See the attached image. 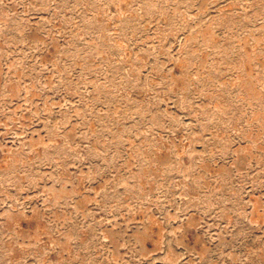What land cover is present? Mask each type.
Masks as SVG:
<instances>
[{"label":"rangeland","instance_id":"obj_1","mask_svg":"<svg viewBox=\"0 0 264 264\" xmlns=\"http://www.w3.org/2000/svg\"><path fill=\"white\" fill-rule=\"evenodd\" d=\"M0 264H264V0H0Z\"/></svg>","mask_w":264,"mask_h":264}]
</instances>
